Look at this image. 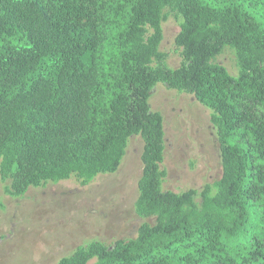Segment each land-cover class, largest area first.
Returning a JSON list of instances; mask_svg holds the SVG:
<instances>
[{
	"label": "trees",
	"instance_id": "1",
	"mask_svg": "<svg viewBox=\"0 0 264 264\" xmlns=\"http://www.w3.org/2000/svg\"><path fill=\"white\" fill-rule=\"evenodd\" d=\"M0 0V178L7 195L120 169L143 140L136 214L151 221L111 247L59 264H264V0ZM181 17L182 63L160 51ZM230 49L238 74L218 57ZM159 84L212 110L222 175L165 191ZM200 200V201H198Z\"/></svg>",
	"mask_w": 264,
	"mask_h": 264
},
{
	"label": "rangeland",
	"instance_id": "2",
	"mask_svg": "<svg viewBox=\"0 0 264 264\" xmlns=\"http://www.w3.org/2000/svg\"><path fill=\"white\" fill-rule=\"evenodd\" d=\"M165 13L169 16L163 23L160 51L167 56V65L176 69L182 63L175 42L182 19L169 10ZM218 62L237 76L230 49H225ZM150 106L164 120L162 167L168 174L164 190L200 193L219 180L221 150L211 123L212 110L193 95L162 84L153 91ZM143 146L140 136L131 138L118 172L100 175L88 185L73 176L31 187L24 196L14 198L5 192L12 182L3 183L0 178V264H59L79 247L93 242L111 247L118 240L135 238L142 224L151 222L135 211L143 173Z\"/></svg>",
	"mask_w": 264,
	"mask_h": 264
}]
</instances>
